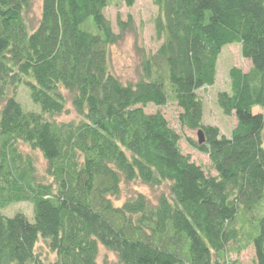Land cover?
I'll return each instance as SVG.
<instances>
[{
    "label": "trees",
    "instance_id": "obj_1",
    "mask_svg": "<svg viewBox=\"0 0 264 264\" xmlns=\"http://www.w3.org/2000/svg\"><path fill=\"white\" fill-rule=\"evenodd\" d=\"M263 199L264 0H0V264H264Z\"/></svg>",
    "mask_w": 264,
    "mask_h": 264
},
{
    "label": "rangeland",
    "instance_id": "obj_2",
    "mask_svg": "<svg viewBox=\"0 0 264 264\" xmlns=\"http://www.w3.org/2000/svg\"><path fill=\"white\" fill-rule=\"evenodd\" d=\"M109 2L116 3L119 0H108ZM82 28L85 31L93 35H98V29L95 27L93 20L89 19ZM95 32H92L94 31ZM90 29V31L88 30ZM111 64L114 72L125 82L135 81L137 78L136 68L138 65V60L133 50V38L129 36L125 42L121 45L114 47L111 50ZM18 103L22 106L25 112L38 113L39 108L36 107L30 98L29 91L22 87L19 91ZM75 118L74 115L64 116L61 118L64 122H70ZM138 189L140 192H144L149 197H154L160 193L159 191L153 192L149 188L136 187V185L131 187L132 189ZM25 214L30 221L33 220V206L30 203H19L10 206L5 210H0V216L13 217L17 213ZM264 217V199L261 204L256 208L251 214H245L243 210H240L233 227L239 230L242 243L251 241L255 235L259 232V221ZM258 227V228H257ZM117 258L111 252L106 250H101L100 254V264H116Z\"/></svg>",
    "mask_w": 264,
    "mask_h": 264
},
{
    "label": "water",
    "instance_id": "obj_3",
    "mask_svg": "<svg viewBox=\"0 0 264 264\" xmlns=\"http://www.w3.org/2000/svg\"><path fill=\"white\" fill-rule=\"evenodd\" d=\"M197 136H198L199 143H200L201 145H203V144L205 143V137H204L203 132H201V131L198 132Z\"/></svg>",
    "mask_w": 264,
    "mask_h": 264
}]
</instances>
